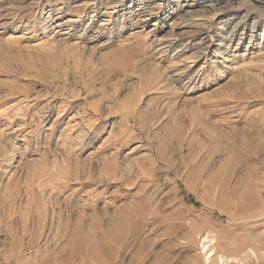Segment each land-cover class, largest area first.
I'll list each match as a JSON object with an SVG mask.
<instances>
[{
	"label": "rangeland",
	"instance_id": "obj_1",
	"mask_svg": "<svg viewBox=\"0 0 264 264\" xmlns=\"http://www.w3.org/2000/svg\"><path fill=\"white\" fill-rule=\"evenodd\" d=\"M221 258L264 264V0H0V264Z\"/></svg>",
	"mask_w": 264,
	"mask_h": 264
},
{
	"label": "bare ground",
	"instance_id": "obj_2",
	"mask_svg": "<svg viewBox=\"0 0 264 264\" xmlns=\"http://www.w3.org/2000/svg\"><path fill=\"white\" fill-rule=\"evenodd\" d=\"M110 164V162H107V163H104V168H112V166L111 165H109ZM115 176H116V174L115 175H110V176H105V178H106V180H108V181H110L112 178H115ZM78 177V176H77ZM55 189V188H54ZM53 188H52V190H54ZM52 192V191H51ZM50 215V214H49ZM134 216V215H133ZM121 222H122V220H121ZM125 222H128V224L130 223V221H126V220H124V223ZM123 223V224H124ZM122 224V223H121ZM128 224H127V226H128ZM130 225V224H129ZM127 226H126V228H127ZM130 227H132V225L130 226ZM127 229H129V228H127ZM125 232H126V230H125ZM119 233H121V231L119 232ZM117 234V233H116ZM119 237H120V235H119ZM117 241H119V240H117ZM210 257L208 258V259H210L211 258V255H209ZM222 259V258H221ZM224 260H226V259H222L221 261H222V264H225L224 262ZM206 264H209V261L208 262H206Z\"/></svg>",
	"mask_w": 264,
	"mask_h": 264
},
{
	"label": "trees",
	"instance_id": "obj_3",
	"mask_svg": "<svg viewBox=\"0 0 264 264\" xmlns=\"http://www.w3.org/2000/svg\"><path fill=\"white\" fill-rule=\"evenodd\" d=\"M184 197L186 200L190 201L192 204H197L195 198L192 195L185 193Z\"/></svg>",
	"mask_w": 264,
	"mask_h": 264
}]
</instances>
